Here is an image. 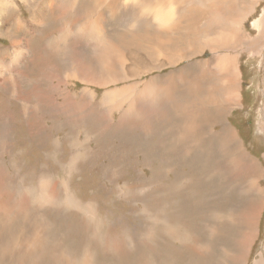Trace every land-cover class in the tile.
<instances>
[{
	"label": "rangeland",
	"instance_id": "rangeland-1",
	"mask_svg": "<svg viewBox=\"0 0 264 264\" xmlns=\"http://www.w3.org/2000/svg\"><path fill=\"white\" fill-rule=\"evenodd\" d=\"M64 1L0 0V226L10 224L0 239V264H264V48L257 55L246 49L214 52L209 40L216 33L205 17L200 36L172 35L182 36L181 45L194 54L170 65L162 56L152 60L121 34L148 28L144 40L155 46L151 33L160 18L115 20L108 16V0L88 5L90 15ZM205 1L192 6L206 11ZM251 2L244 6L252 12L237 22L257 38L264 0ZM99 14L106 39L88 28ZM190 24L186 18L180 28ZM120 40L124 46L115 47ZM108 52L126 60L111 72L122 81L100 86L99 75L91 84L74 77L73 61L84 58L78 70L87 75L89 60L99 70L98 55ZM223 55H236L239 103L213 126L199 122L194 136L184 132L186 119L168 103L162 109L141 101L138 117L123 116L120 106L100 105L111 88L139 82L141 92L166 84L172 73L195 70L199 62L213 67L214 58ZM225 128L236 139L226 150L219 136ZM46 185L45 201L40 197ZM25 212L35 216L23 226ZM37 231L47 235L48 245L24 253V234ZM7 236L17 238L14 245Z\"/></svg>",
	"mask_w": 264,
	"mask_h": 264
},
{
	"label": "bare ground",
	"instance_id": "bare-ground-1",
	"mask_svg": "<svg viewBox=\"0 0 264 264\" xmlns=\"http://www.w3.org/2000/svg\"><path fill=\"white\" fill-rule=\"evenodd\" d=\"M53 1H58V0H50L51 3ZM104 1H106V0H66V1H64V3L62 5H70L71 8H74L75 5H78L79 10L82 9V11H83L85 8V11H87V13L84 12V14L90 15L92 11H89L87 9V6L91 5L92 3H93V5H98V6L103 5ZM166 1L167 2H165V0H108L107 5H109V6L107 8V13L109 14L108 16H110V19L113 18L115 20L116 19L117 20L118 19H125L126 20L127 17H129L130 20L132 19L133 21L137 20L136 18H139V20L142 19L143 21L148 20V18L151 16L155 17L156 19L160 18L161 22L159 25V29L153 30V32L151 33L152 40L155 41V46H153L151 43H149L148 39L144 40V38L145 39L148 38V28H140L139 31H136V32L133 31V29H126L125 31L121 32V34H122V36L130 39L128 42L131 46H134L135 48L143 50L145 53L149 54V56L148 55L147 56L149 58H151L152 60H155L154 58H159L160 56H162L166 59L167 63L170 65H176L177 63L181 62L182 60L190 58L191 54L194 52V51H192V48L189 47V45H186V46L181 45L182 36L175 38L172 35L177 34V33H181L182 35H188V34H190V35L194 34L195 35V33H198L200 36L203 30H201V28L199 27V23L205 17H207L209 19L208 24L207 23L205 24V25H208L207 27H209V28L211 27L210 26L211 22H216L215 23L216 36L213 39H211V42H210V43H212V45H214V47L212 48V50H214V52L221 50V49H225V50L226 49H232L235 51L246 49L249 53H251V55H257V54L262 53V49L264 48V23L261 20L256 23L258 25L259 35L257 38L251 37L252 38L251 39L249 37L250 35H247L242 31V23L237 22L238 16H241L242 14L243 15H249L246 13H248L249 11L252 12V8H250V7L246 8V6H244V5H247V3L250 2V0H245L247 2H244V0L243 1H241V0H215L214 2H212V0L211 1L206 0L204 2V5H208V8L206 9V11H204L200 7L192 6L193 2H195L197 0H166ZM258 1L259 0H252L253 3H256ZM48 5H53V4H48ZM238 5H243V6L239 7ZM160 6H165L169 10V12L162 9ZM252 6L253 5H251V7ZM5 7L7 8V6H5ZM46 7L50 8V6H46ZM101 8H99V9L101 10ZM235 8H239L240 10H235ZM189 10H190V12H189ZM223 10H224V12H226L228 14H232V19L230 21L223 14ZM93 12H95V11H93ZM99 15H98V17H99ZM215 15H219L218 16L219 20H216L214 18ZM102 16L103 15H100L99 18L97 17L95 27L89 26L88 28H89V30L97 33L100 38L102 37V38L106 39V38H108L107 37V31H104L102 34L100 32V30H101L100 29V26H101L100 21H102ZM175 17L177 19V22H175ZM221 17L223 18V20H221ZM186 18L189 21V23L192 24V27L182 29V28H180V25H181V23H183L186 20ZM243 18L244 17H240V20L242 21ZM223 22H226V23L222 25L221 23H223ZM137 23H138V21H137ZM142 23L143 22H140V24H142ZM197 26H198V28L196 29ZM39 27H40V24H39ZM114 31H115V29L112 28V32H114ZM160 39L163 41H160ZM197 39H198V37H197ZM199 39H200V37H199ZM105 42H106V40H105ZM101 43H102V41H101ZM114 46L115 47H123L124 43L122 40H120L118 43H115ZM109 47H110V44L107 43V44H105V46L103 48L108 49ZM156 47H158V49ZM201 47H202V44H201ZM201 47H200V49H201ZM100 48H101V46H100ZM96 50H97V48H96ZM199 54H201V53L199 52L198 55ZM235 57H236V55L235 56H229V55L217 56L214 58V63H213L214 66L213 67L210 66V68H208L209 67L208 64L210 63V61L199 62L198 64H196L195 70L188 71V72L187 71H182V72L177 71L175 73H172L170 75V78H172V79L170 81L166 80L167 81L166 84L160 85V86H154L153 88L146 87V89L144 91H141V92L137 90L138 86H140L139 82L125 84L124 88L122 90H119V91L116 90L115 88H111V89H109L108 92H106L103 95L102 100L100 101V105L106 103L108 105L110 104L111 105L110 107H112V105H115L116 107L120 106L119 111L124 110L123 116H125V117H138L140 114L139 113L140 110H138V107L140 106L141 101L142 102L143 101L144 102L150 101V103L153 106H154V104L152 102H157V104L160 107H162V109H163L164 104L168 103V104H170V106L173 107V109H174L175 113L178 115V117H182V118L186 119L185 121H183V119H182L183 126H184L183 127L184 132L188 135L193 134V136H194V134H196V130L198 128L199 122L209 123V124H212L211 126H213V122L215 124L216 122H218L219 120L224 118L228 114V112L232 109V107L238 105L239 100H240V94H239L240 72L236 68V58ZM137 59H138V57H137ZM84 61H85L84 58H82L81 60H78V61L77 60L73 61V63H74L73 64L74 77L76 79H78V81H81L85 84H91L92 80H94L97 75H99L101 77L100 80L96 81L97 85H100V86L101 85L117 84L119 81H122L121 80L122 78H115L117 75L115 77H112V74H111L114 66L115 67L118 66V68H122L126 62V60L124 58H122L120 55H117L114 52L99 54L98 60L96 61L97 65L100 66L98 68L99 70H96L95 68H93L94 65L92 64V61L89 60L88 65H87L88 66L87 75H84L82 73L84 69L78 70V68L80 66L82 67V65H84ZM138 63H139V60H138ZM135 65H137V63ZM3 67H4V65H3ZM206 69L207 70L212 69V70L206 71ZM98 71L99 72L101 71V72L98 73ZM117 71H121V70L117 69ZM90 73H92V76ZM114 74H113V76H114ZM104 76H106L108 79H112V80H106ZM128 79L129 78L126 77L123 80H128ZM198 81H200L201 86H197ZM182 84H184L185 87L182 90H179L178 95H174V92H173L174 89H176L177 87L180 88L182 86ZM175 97H176V99L179 97V100L174 101ZM169 100H171L173 102H170ZM105 106H107V105H105ZM182 106H184V108H182ZM160 107L158 108V110L160 109ZM165 107H167V106L165 105ZM109 110H111V109H109ZM156 110L157 109H155L154 112H156ZM161 110H159V111H161ZM167 111H168V109H167ZM154 116L156 118H159V119L164 118L163 116H160L158 114H154ZM141 117L144 118L143 116H141ZM200 119H201V121H199ZM146 128H149V126L147 124H146ZM224 133H226V135L223 136L222 134H224ZM231 135H232L231 130H229L228 128H225L224 132H221V134L219 135L222 149L226 150L232 143L234 144V140H236V139ZM236 150H238L236 152H240L239 148ZM236 152H234V153H236ZM237 155H239V154H237ZM244 157L247 158V155H244ZM246 158H245V160H246ZM236 162L240 163L241 161L234 160L231 163L237 164ZM240 165H242V164H240ZM254 167L257 168L256 166H254ZM227 170H228V168H227ZM247 175H249V174H247ZM251 175H250V177H251ZM42 183H44V182H42ZM47 185L50 186L48 183H47ZM47 185L45 188H47ZM42 187H44V186H42ZM51 190H52V188H51ZM41 191L42 190H40V192ZM40 198H41V200H45V201L47 200L48 188L46 189V192H45V195H43V198L42 197H40ZM7 210H8V208H7ZM18 210L23 211L21 208H19ZM6 212L7 211L5 210V213ZM9 213L11 214V211H9ZM245 213L246 212L243 211L241 216H243ZM253 213H255V212H252V214ZM34 214L31 212H25L24 213L23 226L26 225L29 222V220L35 216ZM42 217H43V215H42ZM39 218L41 219V217H39ZM246 220H247V218H246ZM31 221L33 223L34 218H33V220L31 219ZM7 224H9V223H7ZM7 224L6 225L3 224L2 226H0V231H1L0 232V239H3L4 234L7 235V229H8ZM27 233H25L23 236L24 242L22 244V247L24 249V253H29V252H31L32 249L34 252H37V253L41 252L43 250L42 247H44L43 245H46V243H47V235L46 236L43 235L42 231L39 233L37 231L36 233H33L31 235L27 234ZM44 234H45V232H44ZM6 235H5V238H6ZM17 235H18V233H17ZM17 235H16V237H17ZM16 237H14V238L10 237L9 238L7 236V238L10 240L9 243L12 242L11 245H14V243L16 242L13 240V239H17ZM19 237L21 238L20 232H19ZM25 239H27V240H25ZM49 242H51V241H49ZM47 245H48V243H47ZM10 249H12V251H13L12 247ZM33 264H40V263L38 261H35ZM84 264H90V263L85 262Z\"/></svg>",
	"mask_w": 264,
	"mask_h": 264
},
{
	"label": "crops",
	"instance_id": "crops-1",
	"mask_svg": "<svg viewBox=\"0 0 264 264\" xmlns=\"http://www.w3.org/2000/svg\"><path fill=\"white\" fill-rule=\"evenodd\" d=\"M215 23L216 22H211V24H210V28H214V33H215V31H216V28H215ZM226 22H223V23H221L222 25L223 24H225ZM242 30H243V23H242ZM216 36V35H215ZM214 36V37H215ZM209 42H211V40H209ZM211 45H212V43H211ZM226 50H230V49H226ZM232 50V49H231ZM247 169H249V168H247ZM262 177H264V173L262 174ZM261 192H264V188L262 189V191ZM254 200V202H257L258 200H257V198H255V199H253ZM243 217H245V216H241L240 218H243ZM230 221H233L232 220V218L230 219ZM240 227H244V226H240Z\"/></svg>",
	"mask_w": 264,
	"mask_h": 264
}]
</instances>
